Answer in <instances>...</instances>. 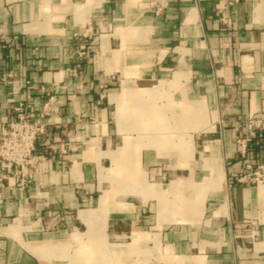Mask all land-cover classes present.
Segmentation results:
<instances>
[{
    "label": "crops",
    "instance_id": "obj_1",
    "mask_svg": "<svg viewBox=\"0 0 264 264\" xmlns=\"http://www.w3.org/2000/svg\"><path fill=\"white\" fill-rule=\"evenodd\" d=\"M40 113L0 264H264V0H0V117ZM254 121L249 128L248 123Z\"/></svg>",
    "mask_w": 264,
    "mask_h": 264
},
{
    "label": "built area",
    "instance_id": "obj_2",
    "mask_svg": "<svg viewBox=\"0 0 264 264\" xmlns=\"http://www.w3.org/2000/svg\"><path fill=\"white\" fill-rule=\"evenodd\" d=\"M13 119L4 120L0 117V202L3 198L5 181L12 179L14 187L27 189L39 170L43 155L37 154L36 145L46 134L45 118L49 107L45 105L40 113L29 112L26 105L18 104L13 108ZM264 120V119H263ZM249 128L254 121L248 123ZM259 169L246 166L245 174L238 179L241 184H260L263 175Z\"/></svg>",
    "mask_w": 264,
    "mask_h": 264
}]
</instances>
